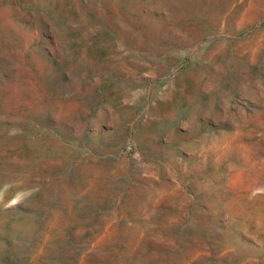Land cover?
I'll use <instances>...</instances> for the list:
<instances>
[{"label":"rangeland","instance_id":"obj_1","mask_svg":"<svg viewBox=\"0 0 264 264\" xmlns=\"http://www.w3.org/2000/svg\"><path fill=\"white\" fill-rule=\"evenodd\" d=\"M0 264H264V0H0Z\"/></svg>","mask_w":264,"mask_h":264},{"label":"bare ground","instance_id":"obj_2","mask_svg":"<svg viewBox=\"0 0 264 264\" xmlns=\"http://www.w3.org/2000/svg\"><path fill=\"white\" fill-rule=\"evenodd\" d=\"M53 23V22H52ZM53 25V24H52ZM54 26V25H53ZM56 32V31H55ZM57 33H58V31H57ZM84 78V77H83ZM85 79V78H84ZM86 82V81H85ZM88 110V109H87ZM84 111V110H83ZM86 111V110H85ZM87 112V111H86ZM84 114V113H83ZM86 114V113H85ZM88 114V113H87ZM141 177V176H140ZM162 181V180H161ZM167 185H169V183L167 184ZM165 186V185H164ZM166 188V187H165ZM173 188V187H172ZM166 190V189H165ZM163 191V190H162ZM164 192V191H163ZM166 193V192H165ZM228 210V209H227ZM231 212H233V211H230L229 212V214L231 213ZM234 213V212H233ZM230 216H232V215H230ZM229 218H231V217H229ZM251 218V217H250ZM256 218V217H255ZM254 218V219H255ZM252 220V219H251ZM260 220V219H259ZM261 221V220H260Z\"/></svg>","mask_w":264,"mask_h":264}]
</instances>
